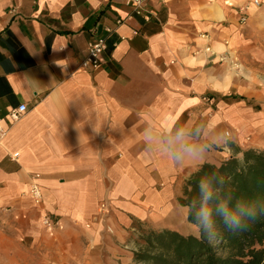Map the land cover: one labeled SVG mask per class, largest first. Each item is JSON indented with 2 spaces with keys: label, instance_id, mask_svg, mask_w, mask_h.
I'll use <instances>...</instances> for the list:
<instances>
[{
  "label": "crops",
  "instance_id": "crops-1",
  "mask_svg": "<svg viewBox=\"0 0 264 264\" xmlns=\"http://www.w3.org/2000/svg\"><path fill=\"white\" fill-rule=\"evenodd\" d=\"M253 1L147 0L135 15L119 0H0V241L29 263L127 264L120 247L138 225L197 236L185 180L264 150ZM99 37V67L85 69Z\"/></svg>",
  "mask_w": 264,
  "mask_h": 264
},
{
  "label": "trees",
  "instance_id": "trees-1",
  "mask_svg": "<svg viewBox=\"0 0 264 264\" xmlns=\"http://www.w3.org/2000/svg\"><path fill=\"white\" fill-rule=\"evenodd\" d=\"M219 166L203 164L185 180L179 204L198 235L149 230L135 260L149 264H264V151L239 150ZM203 185V188H202ZM224 209L247 226L230 230ZM211 211L212 225L200 219ZM254 216V218H253Z\"/></svg>",
  "mask_w": 264,
  "mask_h": 264
},
{
  "label": "built area",
  "instance_id": "built-area-1",
  "mask_svg": "<svg viewBox=\"0 0 264 264\" xmlns=\"http://www.w3.org/2000/svg\"><path fill=\"white\" fill-rule=\"evenodd\" d=\"M119 1L127 8H130L135 15L147 14V12L144 9L147 0H119ZM253 4L257 6L258 2L254 0ZM127 18H130V17H127ZM124 21L125 19L119 18L116 20V25H121ZM244 21H245V18H241V22L243 23ZM105 32L110 33L111 29L106 28ZM105 49H106V44H105V40L103 37H99L95 41L89 43L87 46L86 58L81 63V66L85 69H88V68L97 69L100 64L99 58ZM207 51H209V49H207ZM26 110H27V107L25 105H20L16 109H12L8 113L9 120L11 122L17 121L21 117V115L26 112ZM4 134H5V130L0 126V140L3 138ZM29 194L35 204H39L42 201L40 190L37 184H35L34 182L30 184ZM42 224L46 227H54L58 224V220H56L55 218L49 215H44L42 218Z\"/></svg>",
  "mask_w": 264,
  "mask_h": 264
},
{
  "label": "rangeland",
  "instance_id": "rangeland-1",
  "mask_svg": "<svg viewBox=\"0 0 264 264\" xmlns=\"http://www.w3.org/2000/svg\"><path fill=\"white\" fill-rule=\"evenodd\" d=\"M255 150L264 151L261 149ZM149 230L154 229L149 228L146 224L138 225L137 227H135L134 231L130 232L127 243L125 242V244L120 247L125 256H128L129 258L127 264H149L144 261L135 260V253L139 252L145 245L143 235ZM6 244L7 242L3 244L0 241V264H40V262L37 261V258L35 257L32 258V261L30 263L26 262L25 256L23 254V248L9 246ZM90 251L94 252L96 251V248H92L90 249Z\"/></svg>",
  "mask_w": 264,
  "mask_h": 264
},
{
  "label": "clouds",
  "instance_id": "clouds-1",
  "mask_svg": "<svg viewBox=\"0 0 264 264\" xmlns=\"http://www.w3.org/2000/svg\"><path fill=\"white\" fill-rule=\"evenodd\" d=\"M203 188V185H202ZM221 212L224 214L225 223L229 227L230 230H239L245 228L247 225L242 223L240 218L235 215H229L227 212L224 211V209H221ZM254 218V216H253ZM198 219L201 220L203 225L207 228L212 225V218H211V211L210 210H204L200 213Z\"/></svg>",
  "mask_w": 264,
  "mask_h": 264
},
{
  "label": "bare ground",
  "instance_id": "bare-ground-1",
  "mask_svg": "<svg viewBox=\"0 0 264 264\" xmlns=\"http://www.w3.org/2000/svg\"><path fill=\"white\" fill-rule=\"evenodd\" d=\"M177 217V216H176ZM178 227H179V225H178ZM182 229H183V226H182Z\"/></svg>",
  "mask_w": 264,
  "mask_h": 264
}]
</instances>
